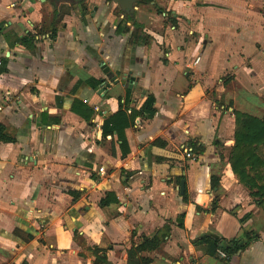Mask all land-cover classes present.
<instances>
[{"label":"crops","instance_id":"crops-1","mask_svg":"<svg viewBox=\"0 0 264 264\" xmlns=\"http://www.w3.org/2000/svg\"><path fill=\"white\" fill-rule=\"evenodd\" d=\"M126 1L0 0V264H128L153 239L134 264H264V168L248 190L229 163L235 115L264 117V0Z\"/></svg>","mask_w":264,"mask_h":264},{"label":"trees","instance_id":"trees-1","mask_svg":"<svg viewBox=\"0 0 264 264\" xmlns=\"http://www.w3.org/2000/svg\"><path fill=\"white\" fill-rule=\"evenodd\" d=\"M116 32L120 33V25L116 28ZM21 44L27 45V40H20ZM127 99V97H126ZM125 99V103H126ZM77 106H82L78 101L74 102L72 110L78 113ZM153 100L148 97L144 104L142 105L139 115L143 117L151 118L155 111L152 108ZM83 118H88L84 114H79ZM124 113L119 110L114 116L108 119L106 123L108 128H116L118 138L121 140L122 144L125 145L123 130L129 125L128 122L123 120ZM235 130H234V139L231 148L229 163L232 174L237 178L238 182L245 188L250 189L251 185H256V181L259 182V175L264 168V162L261 153L260 147L264 146V117L262 119H256L246 114H236L235 115ZM2 129L0 128V141H7L5 137L1 135ZM123 145V146H124ZM160 147H164V143L157 144ZM195 156V155H194ZM187 162H198L199 159L196 157L194 159L188 158L185 159ZM252 175V177L250 176ZM211 188L216 187L215 179L211 178ZM182 202L186 203L187 199L185 195L182 196ZM251 237L248 234H243L240 238L236 239H216L211 236L204 237L195 241L197 245H205L208 248L209 254L214 255L217 250H221L229 256L237 254L239 251H242L248 246L251 241ZM159 247V243L153 240H146L136 249L130 250L128 253L129 262L128 264H134L132 261L133 252L139 251H152ZM132 255V256H131ZM137 263V262H136ZM139 264H149V259H140Z\"/></svg>","mask_w":264,"mask_h":264},{"label":"water","instance_id":"water-1","mask_svg":"<svg viewBox=\"0 0 264 264\" xmlns=\"http://www.w3.org/2000/svg\"><path fill=\"white\" fill-rule=\"evenodd\" d=\"M56 2H59V3H67V4H70L72 6H76L77 8H80V3L82 0H55ZM124 3H127L126 0H124ZM100 67H104V64L101 63L100 64ZM132 79H130V82L131 83ZM183 189H184V183L183 181H181L180 183V192L182 193L183 192Z\"/></svg>","mask_w":264,"mask_h":264},{"label":"built area","instance_id":"built-area-1","mask_svg":"<svg viewBox=\"0 0 264 264\" xmlns=\"http://www.w3.org/2000/svg\"><path fill=\"white\" fill-rule=\"evenodd\" d=\"M184 155H185L186 159H188V158L194 159L195 158V156L193 154H191L190 151H187V150L184 151ZM217 253L221 256H224V254L220 250H217Z\"/></svg>","mask_w":264,"mask_h":264},{"label":"rangeland","instance_id":"rangeland-1","mask_svg":"<svg viewBox=\"0 0 264 264\" xmlns=\"http://www.w3.org/2000/svg\"><path fill=\"white\" fill-rule=\"evenodd\" d=\"M147 6V5H146Z\"/></svg>","mask_w":264,"mask_h":264}]
</instances>
